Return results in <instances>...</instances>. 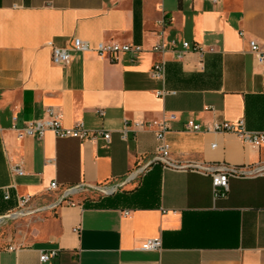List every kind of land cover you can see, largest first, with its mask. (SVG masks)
<instances>
[{
    "label": "crops",
    "instance_id": "crops-1",
    "mask_svg": "<svg viewBox=\"0 0 264 264\" xmlns=\"http://www.w3.org/2000/svg\"><path fill=\"white\" fill-rule=\"evenodd\" d=\"M162 33L203 55L153 53ZM73 38L144 51L134 62L72 51L68 65L53 63L52 47ZM250 39L264 43V0H0V222L28 199L27 221L0 238V264H264V142L184 127L243 119L248 131L264 133V63ZM158 59L164 82L150 73ZM50 107L63 128L111 131L110 142L51 130L17 138L16 128L46 119ZM170 113L178 117L166 136L175 166L155 159L152 130L133 131L134 121ZM222 164L237 174L215 197L206 167ZM44 211L52 216L33 217ZM154 238L159 250L141 249ZM49 250L58 255L41 263Z\"/></svg>",
    "mask_w": 264,
    "mask_h": 264
},
{
    "label": "built area",
    "instance_id": "built-area-1",
    "mask_svg": "<svg viewBox=\"0 0 264 264\" xmlns=\"http://www.w3.org/2000/svg\"><path fill=\"white\" fill-rule=\"evenodd\" d=\"M208 2L214 3L218 0H207ZM241 36L245 35L244 31H240ZM177 41L171 40L166 42L163 33L160 35V41L152 46L151 51L157 54H163L167 51H174L178 59L182 58L184 52L188 49L198 52L201 56L204 50L199 45H191L189 42L184 41L181 43V49L177 48ZM250 52L254 55L257 63H264V43H260L256 39L249 40ZM72 51L81 52L82 54L88 52H95L101 59L118 62L121 60L122 56L128 54L131 60L136 61L138 55L144 51L143 47L136 44H119V43H104L100 42L95 47H91L89 43L80 39L73 38L66 47H52V61L55 64L66 66L70 63L72 58ZM151 76L164 82L166 74V62L164 59H158L154 62L151 69ZM175 91H169L162 89L159 91V95L164 96L166 94H173ZM46 119H35L24 122L22 127L16 128L17 138L23 139L25 137H38L42 138L44 133L48 130L53 131L58 137H72L82 140H95L98 137L104 139L106 143L111 140V131L106 130H87L82 123H77L72 128H63L60 122V113L53 107L46 110ZM103 112L101 111V114ZM177 115L175 113H170L164 115L160 119L150 120V121H134L133 131L137 132L143 129H150L155 133L158 145L156 148L155 159L164 163L167 166H175L170 161V145L167 141V134L171 130L172 122L177 120ZM185 130L190 132H200L202 130H212L221 133H233L237 135L243 142L252 144L254 146H259L264 142L263 132H252L248 131L245 127V122L240 119L236 122H215L211 127L203 128L201 124L195 122L194 120H188L185 125ZM130 131L129 124H126L121 130V137L123 139H128ZM264 168V167H263ZM206 169L211 172L212 185L215 197L224 196L228 190V178L229 175L237 174V169L232 166L219 165L218 167H213L211 165L207 166ZM251 172V171H250ZM12 173L23 174V170L20 166L12 167ZM135 175L131 176L134 178ZM57 182H52L50 189H57ZM117 187H112L109 192H113ZM74 188L67 189L63 195L62 199H68L74 192ZM105 191V190H104ZM5 198H9L8 195ZM28 202V199L23 198L21 200L20 208L18 211L12 214L13 217H19L25 214L28 210H24V206ZM161 248V239L154 238L148 239L143 244L141 249L148 251H157ZM58 255L57 250L43 251L40 254V262L48 263L51 259Z\"/></svg>",
    "mask_w": 264,
    "mask_h": 264
},
{
    "label": "rangeland",
    "instance_id": "rangeland-1",
    "mask_svg": "<svg viewBox=\"0 0 264 264\" xmlns=\"http://www.w3.org/2000/svg\"><path fill=\"white\" fill-rule=\"evenodd\" d=\"M52 216V213L49 211H44L41 213H38L34 215L33 217H43V218H48ZM28 217L27 216H21L18 218L10 217L7 218L6 221L0 222V238H5V236L8 234L9 231H11L13 234H16L17 232V226L19 224H23L27 221Z\"/></svg>",
    "mask_w": 264,
    "mask_h": 264
},
{
    "label": "trees",
    "instance_id": "trees-1",
    "mask_svg": "<svg viewBox=\"0 0 264 264\" xmlns=\"http://www.w3.org/2000/svg\"><path fill=\"white\" fill-rule=\"evenodd\" d=\"M155 194V193H152V195ZM148 206L152 205V204H147Z\"/></svg>",
    "mask_w": 264,
    "mask_h": 264
},
{
    "label": "water",
    "instance_id": "water-1",
    "mask_svg": "<svg viewBox=\"0 0 264 264\" xmlns=\"http://www.w3.org/2000/svg\"><path fill=\"white\" fill-rule=\"evenodd\" d=\"M109 193H112V192H109Z\"/></svg>",
    "mask_w": 264,
    "mask_h": 264
}]
</instances>
